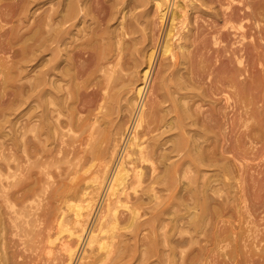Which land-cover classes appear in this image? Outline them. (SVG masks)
I'll return each mask as SVG.
<instances>
[{"label":"rangeland","instance_id":"1","mask_svg":"<svg viewBox=\"0 0 264 264\" xmlns=\"http://www.w3.org/2000/svg\"><path fill=\"white\" fill-rule=\"evenodd\" d=\"M64 2H69L76 13L64 24L70 27L67 39L76 32L77 41H81L78 47L83 51L86 49L85 54L89 52L92 56L86 68L98 60L96 52L99 49H117L119 40L123 42V59L130 65L136 62L135 56L142 59L153 44L157 57L147 87L146 108L150 109L161 98L159 92L166 100L157 117H147L143 122L146 136L156 125L163 124L162 129H166L165 125L178 121L176 113L180 103H190L196 111L201 106L208 107L209 103L196 92L203 90L208 94L211 78L230 75L232 67L239 64L235 55L233 61L228 58L230 52L225 48H240L239 53L243 56L240 66L243 68L237 75L239 80L235 86L218 81L222 87L220 104L227 102L225 93L235 90L236 94L231 92L230 98L234 106L228 108L230 117H219L221 129L213 126L219 131V144L216 147L209 140L207 150L214 157L227 156L233 160L235 175H241L239 172L244 170L240 169L241 166H245V171L239 177L240 181L228 176V185L214 193L217 199L211 203L207 222L203 230L196 232L198 235L192 243H172L171 236H191L182 224L186 218L201 216L200 212L196 213L195 203L192 204V195L205 183L211 180L219 183V178L223 179L215 166L198 163L194 151H172L168 168L163 163L157 169L158 173L155 172L154 180L140 181L142 184L134 181L133 187L138 186L136 190L129 182L122 183L131 192L130 198L128 202H119L118 223L111 225L112 210H107L106 202L110 199L111 186L108 188L107 184L112 178V170H108V177L99 187L90 185L89 177L91 179L103 170L99 162L104 158L93 151L90 144L94 139L96 142L100 140L102 134L98 130L103 126L102 131L111 134L114 123L119 122L126 110L116 102H109L104 108V118L94 119V112L98 109L92 104L94 110L89 112L87 105V100L93 97L91 82V86L87 85L92 78L88 70L75 79L82 84L79 92L77 90L81 94L75 92L67 98L63 96L61 101H48L43 91L49 83L45 85L37 80L42 76L45 58H55L59 51L55 42L52 51L47 50L46 25L40 19ZM184 3L186 16L174 19L175 30L180 27L181 33L174 38L176 41L173 40L171 51L165 55L162 41L169 18L166 24L160 17L156 0H0V14L5 8L12 9L9 19L3 20V15L0 16V264H264V26H261L264 25V14L260 12L264 10V0H252L250 6L242 0H184ZM243 10L249 14L244 15ZM229 11L235 16L226 22ZM53 25L54 29L57 28L58 21ZM160 29L162 33L158 32ZM242 31L247 33L244 39ZM185 36L191 44L187 54L183 55L177 41L179 37L184 40ZM60 52L66 55L63 50ZM162 61L168 62V67L160 76ZM140 69L142 66L137 65L129 70L136 77ZM95 70L97 74L104 73ZM163 80L164 86L160 88ZM187 84L196 92L181 97V93L187 91ZM133 94L132 88L129 95ZM243 95L251 99L250 106L245 105V100L243 104ZM122 102L126 99L123 98ZM44 108L50 109L48 117L41 116ZM191 120L192 117L188 120L189 126L193 127ZM91 130L96 131L91 133ZM158 131L155 129L150 133ZM176 131L177 135L184 136L178 128ZM187 136V146L191 149L193 141L189 132ZM222 141L229 149H222ZM107 143L103 141V145ZM172 143L173 140L168 141V144ZM185 158L191 163H183ZM174 160L177 163L171 165ZM129 165V176H132L138 167ZM85 189L94 197L85 208L82 223L78 224L80 222H74V209ZM221 198L224 201L219 203ZM115 199L112 202H117ZM72 202L75 204L73 210L69 206ZM131 208L137 209L132 220ZM61 212L64 213L63 220ZM91 226L94 228L92 233ZM69 229L76 232L70 234ZM91 236L96 237L91 240ZM69 243L73 248L71 256L67 255L70 254Z\"/></svg>","mask_w":264,"mask_h":264},{"label":"bare ground","instance_id":"2","mask_svg":"<svg viewBox=\"0 0 264 264\" xmlns=\"http://www.w3.org/2000/svg\"><path fill=\"white\" fill-rule=\"evenodd\" d=\"M191 1H194V0H191ZM242 1L245 4L250 6V1H252V0H242ZM156 4L158 7H160L159 15L162 19H165V23L167 22V19L169 18V21H168L169 24H168V22L166 23V24H168V26H166L167 28L165 27L166 30L164 29L165 33H163V34H165L164 35V41H162V44H163L162 45L163 46V49H162L163 52L162 53L166 55V53L168 51H171V49H172L173 40L176 41L174 38H176V36L179 35V33H181L180 27L178 28L179 30L178 29L175 30L176 25H174V19L177 16H181V15L186 16V6L184 3V0H156ZM232 7H233V5H232ZM5 9L6 10L3 11V14H0V16L3 15L2 16L3 20H4V18L6 19V17H7V19H9L8 16L11 15V10H12V9L10 10L9 8H5ZM228 9H229V7H228ZM241 9H242V6H241ZM226 11H228V10H226ZM243 11H244L243 12L244 15L249 14V11H247V10H243ZM260 12H263L262 14H264V10H261ZM1 13H2V10H1ZM99 14H102V13H99ZM75 16H76V13L73 12L72 9L70 8L69 2H64V3H59L58 7H56L52 13H50L48 15H44L40 19V21L44 20L45 25H46L45 41H46L47 50L52 51V49H53L52 43L53 42L56 43L57 48L59 50L57 53V56L55 58H53V57L45 58L44 68L42 70V76L37 77V80L39 83H43L45 85L47 83H49V86L44 88L43 94L47 96L48 101H52V102L53 101H61V98H64L63 96H65V98H67L70 95H74L75 92L77 93V90L79 92V87L82 85V84L78 83L77 81H75V79L77 77H80L83 73H85L88 70V73L90 75L92 74V78L89 82H87V85L91 86V84H92L93 89H92V87L90 89H92L93 97L91 99L87 100L88 104L87 103H85V104H87L89 106V110H88L89 112L90 111L92 112V110H94L93 108H91L92 104L95 105L94 106L95 109H98V111L96 110L97 112H94L95 113L94 119L97 120L101 116H102L101 118H104L103 116L106 113V110L104 108L108 107L109 102H116L117 104H119V106L121 107L122 110H126L125 115H127L128 117H124L125 116L124 115L122 118H120L119 122L114 123V127H113L111 134L105 133V130L102 131L104 129V126H103V128H101V130H98L99 134H102L100 140L98 142H96L94 139V141L90 144L93 148V151L95 150L96 152L100 153V155L104 156L102 161L99 162V165L102 166L101 169H103V170L97 174L95 173L96 175L92 176L91 179H90L91 176L89 177V180L91 181L90 185L93 184L96 187H99L100 183H102L104 178L108 177V175H109L108 170H112V175H110V176H112V178L111 177H110L111 179L108 178V181L110 179V182L107 184L108 188H110V186H111V189L108 192V193H110V196H109L110 199L106 202L107 210L108 209L112 210L111 211V214H112L111 225H115L116 223H118V218H119L118 211H119V207H120L119 204L122 203V201L128 202L129 198H130L131 192L129 190H127L126 186L123 187L122 183L129 182L130 184H132L134 181H139V182L141 181L142 182L143 180H146V179L147 180H154V178L156 177L154 175L155 172L157 171L158 168L162 167L163 163H164V166L168 168L169 159L171 157L170 153L172 151H174V150H176L177 152H180V151L192 152V151H194L196 153L195 158L198 161V163L206 165V166H215L214 168H217L220 171V174L223 176V179L219 178V180H218V181H220L219 183H215L216 181L212 182L213 180L209 181L208 183H205L200 191L195 192L192 195V198L194 200L192 202V204L195 203L194 205L197 209L196 213L200 212L201 216H197L194 219L186 218L182 224L183 226H185L187 228V231L191 232V236H185V235L184 236H178V237H176L174 235L171 236V242L172 243H178V244L179 243L180 244L189 243V242L192 243L195 235H198V234H196V232L203 230L202 228L207 222V219H208L210 212H211V203L213 200L217 199V197H215L214 193H217L223 187H226V184L228 185V182L226 181L228 176H233L230 178L239 179V177H242L241 175H244V171H245V166H243V167L241 166L240 169H244L243 172L240 170L241 172H239V173H241V175H239V174H238L239 176L235 175L236 163L233 160H230V158H227V156H225V157H216L215 156L214 157L212 154H208V150H207L208 149L207 147L210 144V142H208L209 140L211 141V143L213 142L216 147H217V144H219L218 143V139H219L218 132L219 131H216L213 128V126L215 127V125H216L217 127H219L221 129L222 124L220 123L221 119L219 117H230L229 116L230 110L228 108L231 105H232V107L234 106V103L230 102L231 101L230 98H231V92L234 95L236 94L235 90L229 91L230 93L229 92L225 93V95H226L225 98H226L227 102L226 103L222 102L223 104H220L219 94L222 92L221 91L222 87L218 84V81L221 83L224 82V84L235 86L234 84L236 83L237 80H239L237 75L241 74L240 72H242V68H243L242 66H240V63L243 62V59H242L243 56L241 57L242 54L239 53L240 48H237V47L225 48L226 52H228V51L230 52L229 54H227L228 58L231 61H233V59H234L233 55H235V57H236L235 61L238 62L237 64H239V66L234 64L235 66L232 67L233 72L230 73V75L229 74L220 75L217 79L211 78L209 83H208L209 84L208 85V87H209V93L208 94L206 92H203V90L200 92H198V91L196 92L194 87L192 85H188V84L185 86L187 91L181 93L182 94L181 97H186L188 94L190 95L189 92H191V91L196 92V94L201 95V98L203 100H205L209 103L208 107L203 108L201 106L202 108L201 107L196 108L197 109V111H196V110L192 109V105L190 103H188V104H186V102L180 103L181 107H180V109H177V113H176V115H177L176 117H179L178 121L174 122V124H172V125L171 124L165 125V126H167L166 129H162L161 126L163 124L156 125L150 131L154 132L155 129H158L159 131L157 133H153V134H151L149 131L148 135L146 136L145 134L147 133V131L146 132L143 131V129H144L143 128V122L145 121V119L147 117H157L158 114L160 113V111L162 109H164L163 102L166 100V98H164L163 94H161L159 92L158 97L160 96L161 98H158L157 99L158 101H155L150 106V109L146 108V104H147V100H146L147 94L146 93H147V89H148L147 87L149 86V84H150L149 80L152 77V68L154 67L155 57H157V56H155V48L153 47V44H152V47H150L149 49H147L145 51L142 59H139L137 56H135L134 59H136V62H134L130 65V64H126V61H124V59H123V57H124V54L122 52L123 51V46H122L123 42L122 41L120 42V40H119V47L117 49H115V47H112V48L111 47H105L104 50L99 49L97 52L95 51L96 49H94V51L96 52V55H97L96 57H98V60L95 63H93V65H91L92 67L89 66V64H88V67L86 68L87 63L89 61V58L90 57L92 58V56L91 55L89 56V52L87 53L88 55L85 54L87 52L86 49H85V51H83L80 46H79L80 48L78 47V45L81 44L80 43L81 41L80 42L77 41L76 37L78 36V34L76 32L73 33V37H70L69 39H67L68 38L67 33L70 31V27L64 26V24L66 22H68L70 19H72ZM234 16L235 15H233V12L229 11L228 16H226V22L232 21ZM104 18H105V16H104ZM51 19L52 20L56 19L58 21L59 26L57 28L54 29V25H53L56 20L52 21ZM162 21L164 22V20H162ZM257 25H258V23H257ZM163 26H164V24H163ZM183 26H185V25H182V27ZM230 26H231V24H230ZM233 26H235V25H233ZM241 26H243V25H241ZM261 26H264V25L261 24ZM261 28H260V30H261ZM162 29H160V31H158V32H161ZM37 32H38V30H37ZM96 32H98L97 29H96ZM4 33H6V32H4ZM161 33H159V34H161ZM213 33H215V32L213 31ZM95 36H96V33H95ZM246 37H247V33L243 32L242 38L244 39ZM158 38L162 39V37H158ZM188 39L189 38L186 36H185L184 40L180 39V37H179L178 41H177V45L182 50L183 55L187 54V49L189 48V46L191 44V42ZM214 40H216V39H214ZM237 40H239V39H237ZM83 42L87 43V41H83ZM245 43L247 44V41ZM62 44H65V46L60 47ZM156 46H157V44H156ZM159 48H160V45H159ZM61 50L64 51V53L66 54L65 56H63L61 54V52H60ZM245 50H247V49H245ZM56 52H57V50H56ZM156 52L159 53V50ZM172 56H174V55H172ZM185 57H187V56H185ZM186 60H187V58H186ZM91 63H92V61H91ZM137 65L138 66L141 65L142 69L139 70L138 76L134 77L132 74V71L129 69H131L133 66H137ZM245 65H246V63H245ZM161 66H162V68L160 69V76L164 72V70L167 69L168 62L162 61ZM232 66H233V64H232ZM89 67H91V68H89ZM95 69L103 70L104 73L97 74L96 73L97 71ZM127 70H129V72ZM153 70H155V69L153 68ZM190 71H191V69H190ZM195 78H197V77L195 76ZM162 79H164V78H162ZM74 81L77 83H75ZM90 82H91V84H90ZM263 83H264V74H263ZM161 84H160V88H163L164 80ZM261 84H262V82H261ZM132 88L134 90V94L129 95V91L132 90ZM82 91H84V90H82ZM202 93L204 95H202ZM77 94H76V96H77ZM80 94H78V95H80ZM233 94H232V96H233ZM81 96H80V99H81ZM88 98H89V96H88ZM123 98L126 99V102L120 103V101ZM86 99H87V97H86ZM241 100H243V104H245L244 103V100H245V102H246L245 105H249V103L251 102V99H248V97H246L245 95L242 96ZM76 104H79V103L77 102ZM235 105H236V103H235ZM198 106H200V105H198ZM68 108H69V106H68ZM78 108H80V105H79V107L77 106V109ZM165 109H168V108L165 107ZM194 109H195V107H194ZM48 111H50V109L44 108L41 116L42 117H48L49 116ZM80 111H81V109H80ZM191 117H192V120L190 123L195 125L193 127L189 126L188 120ZM247 117H249V116H247ZM77 119H79V118H77ZM61 120H63V119H61ZM169 121H171V120H169ZM113 122H114V120H113ZM69 124H71V123H69ZM146 124H148V123H146ZM76 125H78V124H76ZM84 125H86V124H84ZM97 125H102V124H97ZM176 128H178V130L183 133V135H184L183 137L179 134L177 135ZM76 131H78V130H76ZM82 131H83V129H82ZM94 131H96V130H94ZM94 131L91 130V133ZM188 132H189V137L193 141V146L191 149H190V147L187 146L189 143L186 142V138L188 137L187 136ZM143 135H145L146 137ZM105 140L108 143L103 145V141H105ZM169 140H173V143L168 144ZM86 141H88V140L86 139ZM88 143H89V141H88ZM221 145H222L221 147L223 150L229 149L224 145L223 141H222ZM73 149H71V151ZM222 152H224V151H222ZM209 153H211V150ZM183 161H184L183 163H187V164L191 163L190 159L185 158V159H183ZM176 163H177L176 160H174L171 162V165L176 164ZM76 164H79V163H76ZM129 164H133L134 167H136V166L138 167L137 169L135 168V173L132 176H129L130 175L129 171L131 169ZM145 166L148 168L147 169L148 172H147V170L145 171L143 169V167H145ZM236 169H237V167H236ZM237 171H238V169H237ZM156 173H158V172H156ZM204 176H205V174H204ZM239 181H240V179H239ZM130 187H133V184ZM134 187L132 189L136 190V188L138 186L135 188ZM97 190H98V188H97ZM103 191L104 190H102V193H103ZM105 191H106V189H105ZM88 193H89V191H87L85 189L83 192V196L80 198L81 201L76 204L77 207H75V204H73V202H72V204H70L71 202L68 203V204H70L69 206H70V208H72V210L74 209L72 206L75 207V209H74L75 212H74L73 217H75L74 222H76V223L80 222L78 224L82 223L81 220H83V219H81V218L84 215V213L86 212L85 208H88V206L92 203V200L94 197V194L89 195ZM113 194L114 195L117 194V195L111 196ZM122 194H124V195H122ZM99 196H101V195H99ZM105 196H106V194H105ZM114 198H116L115 200H117V202H115V203L112 202V199H114ZM102 199L104 200V198H102ZM102 199H101V202H102ZM224 199H226V197H224ZM221 201H224V200L221 198L219 203H221ZM219 205H222V204H219ZM126 206H128V205H126ZM99 209H101V208H99ZM130 211H131L130 220H132L137 213V209L131 208ZM61 214H62L61 219L63 220L64 213L61 212ZM99 222L97 223L98 225L100 224ZM90 224H91V222H90ZM79 226H81V225H79ZM68 227L71 228V226H68ZM100 227H102V226H100ZM77 228H79V227H77ZM83 228H80V229H83ZM89 229L90 228L88 227L87 230L89 231ZM69 230H71V229H69ZM93 230H94V228H93V226H91L90 232ZM194 231H195V233L193 234ZM74 232H76V231H73V229H72L70 234H73ZM79 234H81V236H82V233H79ZM86 234H85V236H86ZM93 235H95V233ZM79 236L80 235H78L77 237H79ZM87 237H89V235ZM87 237H85V238H87ZM91 237H92L91 240H94L96 236H91ZM65 241L70 242L67 240H65ZM97 241H98V239H97ZM99 241H101V240H99ZM89 242L91 243V241H89ZM67 248H68V251L70 253L67 255L71 256L73 253V248L70 246V243L67 246ZM74 249H76V248H74ZM78 251H79V249H78ZM72 259H73V256H72Z\"/></svg>","mask_w":264,"mask_h":264}]
</instances>
